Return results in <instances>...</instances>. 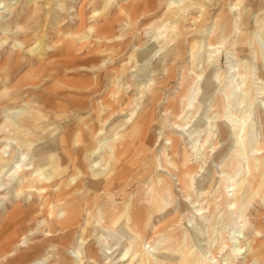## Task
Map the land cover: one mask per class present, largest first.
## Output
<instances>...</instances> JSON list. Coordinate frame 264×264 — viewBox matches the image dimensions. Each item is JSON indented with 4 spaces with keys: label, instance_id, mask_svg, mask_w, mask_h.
Instances as JSON below:
<instances>
[{
    "label": "rangeland",
    "instance_id": "374dc122",
    "mask_svg": "<svg viewBox=\"0 0 264 264\" xmlns=\"http://www.w3.org/2000/svg\"><path fill=\"white\" fill-rule=\"evenodd\" d=\"M223 15L232 19L228 36L222 26L215 28ZM257 19H264V0H0V160L13 150L17 154L20 145L28 142L33 150L39 149L19 150L30 175H37L36 156L41 153L46 161L40 165L47 166L42 174L51 176L58 170L53 188L46 183L40 190L34 185L18 192L24 176L15 174V181L8 174L0 180V264H131L132 260L139 264L144 253L161 252L168 254L167 262H174L175 257L185 256L187 247L181 248L187 233L194 247V236L204 240L188 256L197 255L198 264H230L226 255L246 238L264 253V190L245 207L244 217V207L232 202L240 182L250 176L249 160L260 157L264 164L255 118L258 110L264 115V81L258 69L264 40L256 36ZM200 42L203 63L193 58ZM155 53L159 55L150 66ZM162 56L171 60L156 73ZM153 78L150 98L144 100L143 87ZM249 83L254 94L247 92ZM189 84L192 96L183 101L194 105L181 113L183 127L177 128L169 106ZM193 94L197 99L192 100ZM19 118L29 119L25 136H20L23 142L13 126ZM127 119L123 140L133 165L118 171L117 180L109 181L111 193L100 197L113 194L118 204L126 200L130 205L140 187L155 194L153 176L168 173L159 163L160 152L171 153L174 136L181 138L180 164L195 170L190 194L182 190L177 176H170L180 196L174 203L164 200L167 208L138 246L132 241L135 235L124 238L105 229L96 215L91 218L93 227L84 234L93 191L80 223L71 231L47 227L46 221H53L48 218L49 203L57 205L58 186L74 183L80 149H96V167L106 166V145L119 138L122 132L117 127ZM223 122L230 127L227 144L233 140L225 159L233 163L229 169L214 162L226 142L217 145L210 136L213 126ZM248 132L258 150L252 157L243 139ZM212 170L218 171L217 180L225 181L224 191L230 195L227 206L200 188ZM87 190L85 183L64 199L80 198ZM226 211L234 214V222L221 228ZM215 215V230L197 234L192 219L199 218L207 227ZM173 229L185 237L172 247L167 239ZM166 246V251L157 252ZM243 252L233 264H244L252 249L244 247Z\"/></svg>",
    "mask_w": 264,
    "mask_h": 264
},
{
    "label": "bare ground",
    "instance_id": "6f19581e",
    "mask_svg": "<svg viewBox=\"0 0 264 264\" xmlns=\"http://www.w3.org/2000/svg\"><path fill=\"white\" fill-rule=\"evenodd\" d=\"M223 17L224 15L222 16V20L216 23L215 28L217 29L219 26L220 27L222 26V28L224 29L223 33L225 34V36H228L230 35L229 29H231L230 27L232 24V19L231 18L224 19ZM256 24H257V33H256L257 35L256 36L258 39L264 40V19H257ZM241 28H242V23L239 26L240 34H241ZM179 35L180 33L177 34V36ZM202 44L203 43L200 42L197 46L194 47V49L196 47L198 48V50L193 53V58L197 61V63L199 62L203 63L204 61L203 60L204 54L202 53V49L200 48ZM251 45L252 43L250 42V47ZM158 55L159 53H155L154 56L149 59L148 63H150V66L153 60ZM256 57H257V60L260 59L258 55ZM169 60L171 59H169L168 56H162L161 63L155 69V72L159 73L162 70H164ZM260 61H261V64H259L258 69H259L260 77L264 81V56L263 55L261 56ZM151 75H152V72H151ZM152 76H154V74ZM155 80H156L155 78L150 79L148 84L144 85L143 90H142V97L144 100H147L150 98V94H151V91L153 90ZM251 90L253 92L252 86L249 83L247 84V92L250 91V94H251ZM190 92H191L190 84L186 87L184 86L182 89V92L178 95V99H176L175 102L171 103L169 106V109L172 110V114L174 115L175 124L177 128L183 127L180 124V119L182 117L181 113L185 112L186 107L188 108L194 105L192 103L185 104L183 101V99L186 96L191 95ZM193 95L195 96H193L192 100L197 99V95L196 94H193ZM190 99L191 97H188V100ZM246 100L248 101L247 98ZM238 101H242V100L239 99ZM255 118L258 120L259 127L257 128V132H258V136H260V140L259 142L258 141L257 142L259 143V146H260L259 150H262L264 149V115H263V112L261 110L256 111ZM28 120L29 119L19 118V120L17 122H14L13 124L15 128V132L19 135V138L22 142H23V139L20 136L24 135V133L26 134L25 124L29 122ZM129 122H130V119H127L126 121L122 123V125L117 127V129L120 132H122V134L119 133V138L118 137L115 138L112 142L109 143V145H106L107 150H108L107 157L105 158V161L107 162L106 166H102V167L100 166L99 168L96 167V164H95L96 163L95 154L97 152L96 149H92L90 147H87L85 149H80V152H79L80 155L78 156L79 160L77 161L78 172L72 178L74 183L67 182V183H64L63 185L58 186L57 193H56L57 197L55 199L57 205L51 202L49 203L48 218L52 219L53 221L51 222L46 221L47 227L54 229L55 228L54 226H58V227L60 226L62 230L71 231L75 226H77L80 223V220L82 219L86 209H88L89 215H87L88 217L86 219V225L89 227L84 230V234H87L89 232V229L93 227V222L91 218L94 215H96V218L98 219V223L102 224V226L105 229L117 231L119 232L121 237H124V238L129 237L130 235H135V239L132 241L134 242L136 246H138V244L141 243L144 235H146V233L151 228V225L155 226V223L153 222V220L158 216V214H160L163 210L167 208L168 203H166L164 200L174 203L175 199H177V197L180 196L176 190L175 182L170 176L172 177L177 176L178 182L180 183L182 190H184L187 194H190L191 179H192V176L195 170H193L191 167L182 166L180 164L179 144H180L181 138L174 136L171 138L173 139V146H172L171 153L166 155L164 149L161 150L160 152L159 163L163 169L165 170L167 169L168 173L167 174L163 173L160 175V177H158L157 174L153 176L154 180H152L153 181L152 189L154 190L155 194L150 195L148 193V189L144 190L142 187H140L137 195L134 197L130 205H127L126 200L122 201V204H118V202L115 200L116 196L113 194H111L110 196H107L108 198L100 197L102 193H104V196L111 193L112 189L109 188L110 187L109 181L117 180L116 174L118 173V171H120L121 169L128 168L131 165H133L134 160H128V156H127L128 149L126 148L125 142L123 140V135H124L123 133L126 131ZM213 128L214 130L211 131L210 136L216 139V144L218 145V144L226 142L225 148L221 149L220 152L217 153V155L215 156L214 162L216 164L224 163L225 168L229 169L233 165V163L232 161L227 162L225 161V159L227 158L233 146L232 145L233 140H230V143L227 144V142H229V137L231 134L229 130L230 127L226 123L223 122V123H218L214 125ZM253 128L254 127H252V129ZM174 134L176 133L174 132ZM243 139H244L245 148H247L248 150L252 152L251 154V157H252L255 152H258L257 149L255 151L256 145L255 144L253 145L252 143L253 137L248 132ZM8 140L14 141L12 138H9ZM25 148L27 149V151H30L31 153L39 151V149L37 150V148H34L33 150V146L28 142L20 145L19 150L21 151L22 149H25ZM19 150L17 154L15 150H13V152L10 155H8L7 157H3L0 160V166H2L3 163H7L6 167H4L0 171V180L6 177L8 174L10 175L9 179L11 176H13L14 177L13 180L15 181H18V179L15 177V174L24 176L25 178L19 181V185H18L19 191L18 192L29 190L34 185L37 188V190H40V188L43 189L42 186H45L46 183H47L48 188L50 187L53 188V184H56L55 176L58 174V170H54L51 176L49 175L44 176L42 174V172H44L47 169V166L44 167L43 165H40V164H43L44 161H46V158H44V154L41 153V155L36 156V157H39V160H38L39 169L37 171V175L32 176L30 175V169L22 165V162L24 160L26 161V159H24V156H22L23 154L20 155ZM15 156L16 158L19 159L18 161H15L14 159ZM170 156H172V159L169 161V163H167L166 161L170 158ZM168 164L173 169H170L167 166ZM248 171L250 172V176L248 177V179H243V181L240 182L239 186L237 187L235 197L232 201L234 206L244 207L242 211V217L246 215L245 212L247 211V209H245V207L251 203V201L256 195L262 193V191L264 190V164L261 162L260 157H256L252 160H249ZM176 172H178V174H176ZM216 174H218V171L212 170L208 174V176L202 180V186L200 185V188L202 191H204V194L208 192L209 194L212 193L214 196L217 195L215 197H212V199L215 201H217L216 198H218V200L222 199L221 205L227 206L229 204V199H230L229 191L227 190L224 191L225 181L217 180ZM86 179H88L89 181L88 180L86 181ZM246 182L248 184H246ZM85 183L88 184V186L90 187V190L84 191L81 194L82 196L80 198L79 196H77V197H72V199L70 200H68V198L64 199V197L68 195L70 196L74 195V192H78L79 190H81V188L84 186ZM92 191L94 192V196L88 200L89 197L87 196H89L90 192ZM51 192H52L51 194H55V192L53 191ZM24 197L26 198L27 195H24ZM87 200H88V203H87L88 208L85 209L83 207H84V204H86ZM228 210H231V209L229 208ZM233 215L234 214L231 211H226L224 220L221 221L219 224L221 225L220 227L224 228L227 225H229L231 223L230 220L234 217ZM215 218H216V215L214 216L210 225L207 227L203 226L199 218H195V219L193 218L192 220H195V222H197L196 224L197 225L196 227H198L196 229V231H198L197 234L199 233H201L200 235H202V233L205 234L206 229L208 230L207 233H209L210 230H215L214 227H216L218 224L217 222H215ZM260 229H261V225L258 224L257 230H260ZM221 231H223V229ZM49 232H50V229H49ZM177 232H178L177 229H173V231L171 232L172 235H170L167 240H168V243H173L172 245L173 247V246L178 245L180 242H182V239L185 236L187 237V239L185 240V243H182V248H181V249H184V247H187V251L183 258L175 257V259L173 260L174 262H167L166 260L168 259L167 258L168 254H165L163 252L159 254L154 253L153 255H147L146 253H144L141 257V260L139 259L140 261L139 264H198V263H201L200 258L197 255H195L191 259H189L188 256L191 252H193L195 247L196 246L198 247V244L203 243L204 240L202 241V239L199 236H196L197 238H195L194 236L193 240L194 241L196 240L195 241L196 245L194 247L191 245L192 236H190L189 233H187L184 236L181 233L177 234ZM237 238L240 239V237H237ZM27 240L28 239H26V241ZM253 242L254 240H251L248 238L242 241L240 243L241 245H238L233 251H231L229 254L226 255L227 263L230 262V264H233L236 255L242 254L243 248L245 247L247 249H252V252H250L246 256V261L244 264H260L262 258L264 257V253H261V252L259 253L256 250V247L253 244ZM152 246H154V244H152ZM138 249H141V248H138ZM222 249L223 247H221L219 251H221ZM166 250H167V246L164 247L163 249L158 250L157 252L166 251ZM137 251H140V250H137ZM211 253L214 256H216L217 254L216 252L213 253V251H211ZM131 264H134L133 260L131 261Z\"/></svg>",
    "mask_w": 264,
    "mask_h": 264
}]
</instances>
